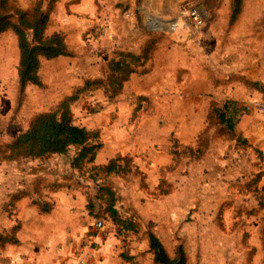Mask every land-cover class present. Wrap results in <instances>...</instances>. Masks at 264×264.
Returning a JSON list of instances; mask_svg holds the SVG:
<instances>
[{
	"label": "rangeland",
	"instance_id": "374dc122",
	"mask_svg": "<svg viewBox=\"0 0 264 264\" xmlns=\"http://www.w3.org/2000/svg\"><path fill=\"white\" fill-rule=\"evenodd\" d=\"M34 1L15 0L23 8ZM113 4L124 28L133 22L143 32L156 30L173 46L178 83L146 99H138L129 86L112 101L93 92L71 104L75 123L99 131L102 147L93 163L131 156L127 173L102 178L93 177L90 164L73 169L74 148L36 160H0V233L20 225L19 243L0 247V264H73L78 253L89 259L98 253L100 264H127L120 257L125 249L135 264H155L150 232L170 255L181 246L186 264H264V116L246 108L263 93L243 81L264 85V0H243L232 23V0ZM192 6L204 12L201 32L194 35L183 26L168 30L179 11ZM128 9L135 10L134 18L124 17ZM100 21L105 32L88 37L97 44L107 38V26ZM55 27L51 21L48 32ZM17 63L16 37L8 30L0 34V144L24 130L33 114L52 108L85 78L95 77L65 73L64 60H43L40 72L46 84L20 95ZM184 65L187 72L179 69ZM186 75L187 83L192 78L189 86L182 84ZM212 100L228 103L239 139L230 138L217 121L207 124ZM198 136L206 144L203 155L194 158L185 147ZM37 178L42 179L40 200L50 202V211H39L35 194L11 208L10 196L32 191ZM100 185L111 189L115 208L131 229L118 234L112 222L102 219L99 236L87 239L104 206Z\"/></svg>",
	"mask_w": 264,
	"mask_h": 264
},
{
	"label": "trees",
	"instance_id": "16d2710c",
	"mask_svg": "<svg viewBox=\"0 0 264 264\" xmlns=\"http://www.w3.org/2000/svg\"><path fill=\"white\" fill-rule=\"evenodd\" d=\"M59 1L61 0H35L30 7L23 8L18 6L15 0H0V34L11 30L17 41L18 63L16 69L20 95L24 94L28 85L39 88L44 86L40 72L43 60L73 55L67 47L64 32H48L51 15ZM242 1L232 0L231 23L238 16ZM144 33L146 39L137 52L122 48L113 50L111 58L102 63L99 76L85 78L72 93L65 95L52 108L33 114L24 130L0 144V160H36L48 155L66 154L71 148H74L69 161L70 167L73 169L82 170L90 164L89 170L93 173V177L100 176L102 178L111 174L129 172L133 162L131 156L114 157L104 164L93 163L97 152L102 147L99 131L75 123L71 104L77 101L82 94H91L96 90H101L107 100L112 101L122 93L125 82L132 74L148 73L147 63L152 59L158 43L164 36L156 30H147ZM243 81L257 92L264 93V85L259 82ZM137 98L145 99L143 96H137ZM206 119L208 125L214 121L223 125L230 138H240L239 134H236L234 113L229 110L228 103L224 102L220 105L212 100ZM204 134L205 131L202 135ZM205 144L202 137L198 136L195 144L186 146L185 149L194 158H199L204 153ZM135 172L140 173L137 167ZM41 181L42 179L37 178L32 191L18 190L12 194L8 202L10 207L13 208L15 202L21 198L31 197L32 194H35L36 198H32L33 204L38 207L40 212H49L50 202L40 200ZM163 192L166 193V191ZM98 197L104 202L98 219H108L115 225L118 234L131 229L130 222L122 218L115 208L114 195L110 188L100 185ZM19 229L18 223L12 226L8 232L0 233V247L7 244H18L19 239L16 233ZM147 241L155 264H186L185 252L181 246L176 247L173 255H170L154 233H148ZM120 257L127 264H135L128 249L123 250Z\"/></svg>",
	"mask_w": 264,
	"mask_h": 264
},
{
	"label": "crops",
	"instance_id": "0c3cea01",
	"mask_svg": "<svg viewBox=\"0 0 264 264\" xmlns=\"http://www.w3.org/2000/svg\"><path fill=\"white\" fill-rule=\"evenodd\" d=\"M113 2L116 0H61L56 4V9L51 15V20L55 21L56 27L52 31H62L65 33L67 47L72 51V56H59L54 59L45 61H66L67 68L65 73H74L85 76L86 73H91L92 77L100 75V68L103 62L111 58L112 52L115 49L122 48L132 52H137L140 45L146 39L145 33L136 26L133 22L127 28L122 26L118 19L115 18V9ZM103 20L107 26V38L102 44L92 42L88 38L87 28L94 23ZM173 46L170 45L165 37H162L158 43L157 49L154 51L152 59L147 63L149 72L138 75L132 74L128 81L125 82L122 96L129 86L135 96H159L164 89L171 86H176L178 81L175 72L180 65L172 54ZM179 65V66H178ZM187 72L189 68L185 65L179 68ZM190 76V75H189ZM189 76H185L182 84L191 85V79L187 83ZM43 83L44 77H42ZM208 82L207 77H205ZM80 83V80L78 82ZM34 85H28L29 87ZM36 87V86H35ZM100 96H104L101 90H96ZM91 95L84 94L78 101L82 102L84 97ZM112 236L114 234H111ZM99 252V251H98ZM100 255V253H99ZM92 258V259H91ZM90 258L91 264H100L101 259L96 253Z\"/></svg>",
	"mask_w": 264,
	"mask_h": 264
},
{
	"label": "built area",
	"instance_id": "2783aa9c",
	"mask_svg": "<svg viewBox=\"0 0 264 264\" xmlns=\"http://www.w3.org/2000/svg\"><path fill=\"white\" fill-rule=\"evenodd\" d=\"M124 17L134 18L135 10L128 9L124 12ZM204 12L199 6H192L189 8H183L179 11L176 18L170 22L168 30L175 32L180 26L186 28L191 34L198 35L204 26ZM105 32V27L101 21L96 22L91 30L88 32V37L91 39L99 38ZM91 106L95 107V102H91ZM247 109H255L264 116V93L259 98L253 100L246 105ZM104 226L103 220L96 219L90 229L86 232L87 239H94L99 236ZM73 264H91L90 259L86 254L78 253L75 257Z\"/></svg>",
	"mask_w": 264,
	"mask_h": 264
}]
</instances>
